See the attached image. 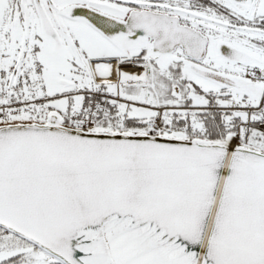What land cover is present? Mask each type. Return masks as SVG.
<instances>
[{
  "label": "snow or ice",
  "instance_id": "obj_1",
  "mask_svg": "<svg viewBox=\"0 0 264 264\" xmlns=\"http://www.w3.org/2000/svg\"><path fill=\"white\" fill-rule=\"evenodd\" d=\"M0 264H264V0H0Z\"/></svg>",
  "mask_w": 264,
  "mask_h": 264
}]
</instances>
